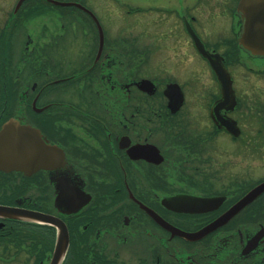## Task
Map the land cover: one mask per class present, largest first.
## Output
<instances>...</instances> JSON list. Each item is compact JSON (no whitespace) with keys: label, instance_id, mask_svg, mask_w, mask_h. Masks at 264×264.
<instances>
[{"label":"flooded vegetation","instance_id":"1","mask_svg":"<svg viewBox=\"0 0 264 264\" xmlns=\"http://www.w3.org/2000/svg\"><path fill=\"white\" fill-rule=\"evenodd\" d=\"M241 1L0 9V264H264V190L240 207L264 183Z\"/></svg>","mask_w":264,"mask_h":264},{"label":"water","instance_id":"2","mask_svg":"<svg viewBox=\"0 0 264 264\" xmlns=\"http://www.w3.org/2000/svg\"><path fill=\"white\" fill-rule=\"evenodd\" d=\"M239 10L243 13L245 18V26L240 43L252 54L264 56V0H242L239 5ZM210 64L213 70L218 74L223 94L227 95V91L225 92L227 89L225 82L228 81L230 95H233L229 86V76L224 66L221 63L216 64L212 61H210ZM7 129L8 126L0 133V137L6 133ZM262 190H264V183L249 192L242 199L240 207L255 198Z\"/></svg>","mask_w":264,"mask_h":264},{"label":"rangeland","instance_id":"3","mask_svg":"<svg viewBox=\"0 0 264 264\" xmlns=\"http://www.w3.org/2000/svg\"><path fill=\"white\" fill-rule=\"evenodd\" d=\"M11 2H12V0L11 1L10 0H0V9L1 8H10L11 5L13 4ZM93 7L96 8V6H93ZM62 9H64V8H62ZM0 14H1V12H0ZM97 14H98L101 22L103 24H106L108 30L111 32H114V33L117 32V29H116L117 25L132 23V19H130L129 17H124L123 19H120V18H118V16H109L106 12H104L103 10H100V9L97 10ZM133 23H135L134 20H133ZM200 77H201L200 78V82H201L202 76H200ZM190 81L193 84H195V82L197 80L194 78V76H190ZM195 86H196V84H195Z\"/></svg>","mask_w":264,"mask_h":264}]
</instances>
